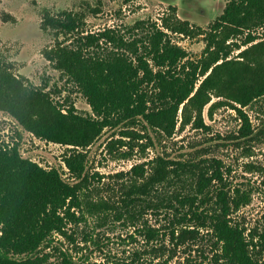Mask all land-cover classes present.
Here are the masks:
<instances>
[{
  "label": "trees",
  "instance_id": "16d2710c",
  "mask_svg": "<svg viewBox=\"0 0 264 264\" xmlns=\"http://www.w3.org/2000/svg\"><path fill=\"white\" fill-rule=\"evenodd\" d=\"M261 23L264 0H230L209 27L204 49L208 56L194 63L170 35L194 37L202 35L203 30L192 28L176 16L174 20L163 18L160 26L139 20L127 37L113 29L84 35L80 31L82 17L72 12L46 13L44 29L50 27L56 36H76L72 45L57 41L45 49L44 58L60 72L67 85L80 91L92 114L82 115L73 105L54 102L48 92L25 83L0 59V112L37 138L72 146L62 161L74 180H65L56 168L47 169L23 158L18 142L0 145V264H49L48 255L41 256L38 250L43 245L48 247L54 234L67 236L68 221H78L72 208L81 207L80 195L88 189L85 151L105 128H124L123 138L146 137L142 149L152 147L155 143L150 131L171 137L180 108L181 129L188 124L206 128L203 109L214 95L223 100L210 105V114L217 103L231 105L241 120L239 134L252 139L254 130L243 108L264 95V42L251 44L256 38L248 34L243 45H251L239 53L242 60L227 59L233 47L226 42L241 29ZM135 30L139 33L131 34ZM138 125L143 133L132 129ZM123 138L108 142V152L126 147L127 151L120 154L131 155L128 152L137 144ZM212 161L217 166L212 165L209 171L210 166L204 162L187 164L158 155L151 162L152 173L147 174V163H141L134 165L129 174L135 180L145 178L143 183L133 184L135 190L145 194L173 171H187L194 179L193 192L183 197L190 204L189 213L176 217L175 225L193 223L210 230L214 239L210 264H264L256 251L258 246H264V237L260 242L253 236L248 238L244 228L231 218L232 212L248 204L249 195L232 188L220 173V160ZM103 205L95 203L89 207ZM195 233L183 228L177 239L182 242ZM59 251V264H91Z\"/></svg>",
  "mask_w": 264,
  "mask_h": 264
},
{
  "label": "rangeland",
  "instance_id": "374dc122",
  "mask_svg": "<svg viewBox=\"0 0 264 264\" xmlns=\"http://www.w3.org/2000/svg\"><path fill=\"white\" fill-rule=\"evenodd\" d=\"M230 0H0V59L11 72L25 83L48 92L52 100L63 106L73 105L79 114H92L85 97L77 88L67 85L65 79L43 55V51L57 41L73 44L75 34L56 36L50 27L43 28L46 13L59 15L72 12L82 17V34L98 33L106 29L118 30L129 36V29L139 20L161 25L162 19L174 20L175 16L187 21L192 28H200L202 35L194 37L172 33L173 43L187 52L190 62L207 57L204 53L206 35L211 24L222 14ZM201 10H204L201 13ZM139 33L135 30L131 34ZM248 34L255 36L251 43L264 42V23L241 29L230 36L226 45L233 48L227 59L242 60L239 53L249 45H243ZM240 46L237 49L234 45ZM229 46V45H228ZM204 77H200L201 80ZM199 85V82L197 86ZM223 100L211 95L203 109L206 128L193 124L180 128L181 108L175 132L171 137L154 136V146L142 149L147 138H123L124 128H105L101 135L85 151L88 189L81 193L80 208H72L77 222L68 221L67 236L54 234L47 247L39 248V255H48L49 264H59L61 251L68 252L73 260L86 259L91 264H186L195 261L210 264L213 237L210 230L198 224L176 226L175 218L189 213V202L183 199L194 190V179L187 171L177 169L154 189L143 194L133 184L143 183L145 178H131L134 165L147 163V174L153 172L152 160L166 156L182 163L204 162L209 171L216 167L212 160H220L223 179L234 188L249 195V202L232 212L233 222L245 230V234L262 241L264 237V95L244 107L251 121L254 137L242 138L241 120L231 105L212 103ZM235 106V103H233ZM141 133L140 126L132 127ZM123 138L137 144L129 156L120 153L126 147L108 152L107 143ZM18 142L23 158L32 160L44 168H56L63 178L74 182L66 169L63 158L72 146L50 142L24 131L16 121L0 112V145L12 146ZM81 150V149H79ZM170 168H173L171 166ZM178 176H174V173ZM209 175V174H208ZM201 195L197 197V203ZM88 202V207H87ZM103 203L95 209L90 204ZM190 216V215H188ZM193 221H195L193 219ZM195 231L192 237L180 242L181 229ZM257 254L264 261V246H258ZM260 251V252H259Z\"/></svg>",
  "mask_w": 264,
  "mask_h": 264
},
{
  "label": "flooded vegetation",
  "instance_id": "af4514ba",
  "mask_svg": "<svg viewBox=\"0 0 264 264\" xmlns=\"http://www.w3.org/2000/svg\"><path fill=\"white\" fill-rule=\"evenodd\" d=\"M204 10H201V13L203 12Z\"/></svg>",
  "mask_w": 264,
  "mask_h": 264
}]
</instances>
